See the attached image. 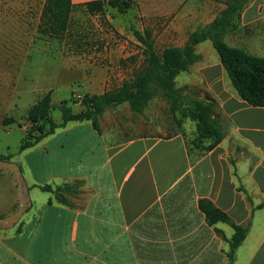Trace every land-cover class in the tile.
<instances>
[{
    "label": "crops",
    "instance_id": "obj_1",
    "mask_svg": "<svg viewBox=\"0 0 264 264\" xmlns=\"http://www.w3.org/2000/svg\"><path fill=\"white\" fill-rule=\"evenodd\" d=\"M91 1L98 0L72 3ZM132 1L144 19L166 21L174 47H181L192 32L221 16L228 0ZM45 4L0 0V69H13L14 54L34 48L27 40L39 32ZM239 28L245 32L236 39L255 38L257 51L226 43L264 57V0L250 1ZM197 49L205 96L216 101L219 118L230 126L222 142L199 156L182 134L112 144L101 123L99 130L81 123L57 128L50 140L15 157L9 154L22 169L31 204L16 225L0 229V264H227L235 231L223 222L209 226L200 199L248 228L233 264H264V108L240 98L210 41ZM9 80L8 72L0 75L2 83ZM0 173L5 218L17 210L20 191L11 171ZM69 180L85 185L70 205L38 187Z\"/></svg>",
    "mask_w": 264,
    "mask_h": 264
},
{
    "label": "rangeland",
    "instance_id": "obj_2",
    "mask_svg": "<svg viewBox=\"0 0 264 264\" xmlns=\"http://www.w3.org/2000/svg\"><path fill=\"white\" fill-rule=\"evenodd\" d=\"M235 23L238 25L236 28L233 29L232 24L225 28L224 39L249 51H257L258 41L255 38L244 35L242 40L236 39L237 35L240 34L241 37L245 31L239 28L240 20ZM70 25L69 32L62 39L37 32L27 40L34 44V48L28 53L16 52L13 69H0V75H7L8 72L10 76L8 85L0 81V158L9 154H14L12 157H15L23 152L20 151V146L32 127L28 119L29 111L50 90L53 92L52 116L59 128L81 123L92 124L91 121L63 124L59 106L67 101L74 113L86 111L83 103L86 97L102 95L108 90L121 87L125 81L132 79L136 70L147 64L146 46L135 37L134 29L142 33L151 31L158 55L177 43L169 36L166 21L144 19L133 8L128 13L121 14L116 8L106 7L102 13L90 15L84 7L75 6L70 15ZM30 29L35 30L36 24L30 25ZM199 30L201 29L196 31ZM187 42L178 48H185ZM198 45L195 52L199 59L175 78L174 88L178 99L167 98L164 89L157 87L153 89L151 100L140 113L135 112L127 102L110 108L99 120L107 141L117 144L137 136L166 138L182 134L189 150L199 154L193 149L198 136L197 122L183 113V110L187 112L188 109H194V103L205 98L206 86L199 76L202 54H198ZM174 105L177 109L173 112ZM214 113L222 132H225L224 128L230 131L226 119L223 124L219 118L218 104L214 107ZM52 137L53 135L45 140ZM211 141L212 139H205L204 143L209 145ZM52 186L60 187L61 194L69 201L79 196L85 188L83 182L71 180ZM4 190L5 186L0 181V194ZM52 198H55L53 194Z\"/></svg>",
    "mask_w": 264,
    "mask_h": 264
},
{
    "label": "trees",
    "instance_id": "obj_3",
    "mask_svg": "<svg viewBox=\"0 0 264 264\" xmlns=\"http://www.w3.org/2000/svg\"><path fill=\"white\" fill-rule=\"evenodd\" d=\"M250 1L228 0L227 9L222 15L207 27L193 32L185 48L169 47L162 55H158L155 50L151 31L146 30L142 33L134 29L135 37L146 46L147 64L140 70H136L132 79L125 81L121 87L108 90L102 95L86 97L83 101L86 111L74 113L68 102L63 101L59 106L63 124L91 121L94 128L99 130V120L107 110L127 102L135 112L140 113L151 100L153 89L157 87L164 89L167 98L176 97L178 99V93L174 88L175 78L187 71L199 59L195 47L205 41H210L217 51L240 98L253 107L264 108V57L232 47L223 37L226 32L225 28L229 24H232V28L238 26L235 22H239L242 11ZM81 6L90 15L102 13L106 7L116 8L119 13L126 14L134 8V2L132 0H98ZM74 8L72 0H46L39 27L40 34L57 39L64 38L70 30V15ZM52 95L53 92L50 90L30 109L28 119L32 127L27 132L20 151L36 146L45 138L53 135L59 128L52 116L54 111ZM194 105V109H188L187 112L183 110V113L197 122L198 136L193 143V149L199 152V156H203L222 142L224 133L220 122L214 116L216 105L214 99L206 94L203 100L196 101ZM176 109L174 105L172 111ZM205 139H212V141L206 145ZM0 159L11 160L9 156ZM38 187L44 192L53 194L58 202L70 205L68 198L61 194L60 187L54 188L50 184ZM199 209L205 214L209 226L215 227L217 223L223 222L234 229L235 233L229 240L230 250L228 252V264H233L237 249L247 237L248 228L236 224L226 212L208 199L199 200ZM215 232L225 239L221 230L215 228Z\"/></svg>",
    "mask_w": 264,
    "mask_h": 264
},
{
    "label": "water",
    "instance_id": "obj_4",
    "mask_svg": "<svg viewBox=\"0 0 264 264\" xmlns=\"http://www.w3.org/2000/svg\"><path fill=\"white\" fill-rule=\"evenodd\" d=\"M9 170L14 175L20 191L19 205L17 210L10 216L0 218V229H8L16 225L26 213L31 204L29 186L24 178L19 164L13 161L0 159V171Z\"/></svg>",
    "mask_w": 264,
    "mask_h": 264
}]
</instances>
